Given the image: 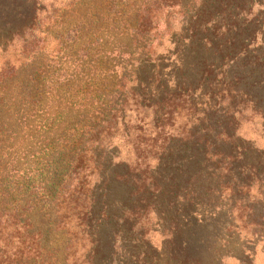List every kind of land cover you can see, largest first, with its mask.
I'll list each match as a JSON object with an SVG mask.
<instances>
[{"label":"trees","instance_id":"obj_1","mask_svg":"<svg viewBox=\"0 0 264 264\" xmlns=\"http://www.w3.org/2000/svg\"><path fill=\"white\" fill-rule=\"evenodd\" d=\"M246 113L264 0H0V264H253Z\"/></svg>","mask_w":264,"mask_h":264},{"label":"rangeland","instance_id":"obj_2","mask_svg":"<svg viewBox=\"0 0 264 264\" xmlns=\"http://www.w3.org/2000/svg\"><path fill=\"white\" fill-rule=\"evenodd\" d=\"M261 117L259 116V114H254V113H246L245 115H243V117L240 119V121L238 122V131L245 136L246 138L251 139L254 144H256V146L258 147H263L264 146V130H262L261 128ZM125 148H123V146L119 145L118 147V152H120L119 154L123 153ZM226 199V198H225ZM223 198V201L226 202ZM224 218L226 221L229 220V217L226 215H224ZM220 217H222V214L220 215ZM220 223H218L219 227ZM242 230V229H241ZM184 233L182 237L185 236V231H183ZM241 234H244V230L241 231ZM151 240L154 244H157L158 242H160L163 238V235L159 232L156 231L154 233L151 234ZM231 238H233V236H231ZM234 239V238H233ZM233 239H229L228 240V244L226 245L225 250L227 252H232L233 251V247L235 245V242L233 241ZM229 253V254H230ZM247 259H242L243 264H247ZM225 264H235L233 260L231 259H225ZM253 264H264V257L263 255L257 251L254 255L253 258Z\"/></svg>","mask_w":264,"mask_h":264}]
</instances>
